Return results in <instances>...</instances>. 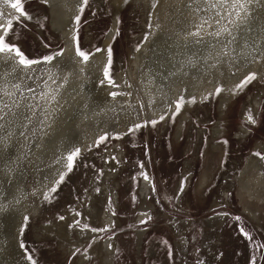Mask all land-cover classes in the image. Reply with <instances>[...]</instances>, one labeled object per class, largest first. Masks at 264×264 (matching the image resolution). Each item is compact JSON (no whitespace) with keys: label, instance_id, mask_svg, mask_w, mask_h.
<instances>
[{"label":"rangeland","instance_id":"374dc122","mask_svg":"<svg viewBox=\"0 0 264 264\" xmlns=\"http://www.w3.org/2000/svg\"><path fill=\"white\" fill-rule=\"evenodd\" d=\"M160 1L89 0L84 12L71 18L75 52L77 41L85 52L105 49L103 39L112 31L107 47L112 50L113 79L126 70L131 57H142L144 40L156 31ZM24 6L31 20L15 25V44L35 59L62 51L64 38L52 26L45 3L24 0ZM73 60L78 63L80 58L75 54ZM106 65L107 56L88 72L98 78ZM227 69L217 79L224 91L215 95V89L194 104L186 100L179 114L174 112L168 120L156 116L132 123L122 116V132L115 128L105 142L97 146V140L84 149L73 171L49 195L51 201L41 204L23 231L16 232L14 225L4 229L0 264H104L108 256L111 264H250L252 256L256 264H264V219L255 225L242 213L239 187L231 179L254 155L253 143L264 141V75L256 68L244 76ZM253 72L257 79L233 95L235 86ZM217 101L224 105L220 114ZM249 110L255 124L247 120ZM217 123L221 131L214 136ZM136 124L142 127L135 130ZM9 133V127L0 131V162L11 157ZM213 140L218 149H211ZM222 146L226 157L214 171ZM256 173L250 165L246 181L253 184ZM240 227L251 234V242Z\"/></svg>","mask_w":264,"mask_h":264},{"label":"bare ground","instance_id":"6f19581e","mask_svg":"<svg viewBox=\"0 0 264 264\" xmlns=\"http://www.w3.org/2000/svg\"><path fill=\"white\" fill-rule=\"evenodd\" d=\"M45 5L50 10L52 26L64 38L65 48L60 51L63 55L56 57L52 64L40 66L43 71L35 76L32 73L13 74L8 67L11 63L0 60V87L11 94H0V102L8 103L16 113L11 118L12 122L6 124L12 134L11 157L0 162L2 243L7 235L4 229L14 225L16 232L23 231L22 226L40 211L41 204L46 201L45 194L50 195V189L58 186L55 180L67 169L64 167L65 159H60L59 163L56 160L66 157L75 148H79L81 154L101 136H110L115 128L121 130L125 114L132 123L156 116L168 120L181 97L185 101L196 97L197 102L204 96L213 95L222 70L236 69L239 76H244L256 68L261 76L264 75V0H255L251 5L254 9L251 16L232 28L233 33L238 32L239 36L227 49L223 48L225 37L216 40L205 35L204 40L197 44V38L188 35L196 30L195 21L201 22L202 16L210 15L197 11L203 7L202 0L200 3L194 0H161L157 21L155 19L156 31L144 40L139 51L142 57H131L126 70L113 78L116 87L109 86L103 74L97 78L88 72L99 65L103 57L106 58L112 31L103 39L104 51L93 55L86 64L81 60L79 64L75 63V41L71 32L74 22L71 18L78 13L82 0H47ZM0 11L4 13L0 17L2 27L7 20L18 17L3 3H0ZM201 31L203 34L204 30ZM245 41L248 47H242ZM225 50L227 56L223 54ZM192 63L196 66L193 67ZM103 72L104 69L101 70ZM50 74L52 79H49ZM50 91L55 92L58 103L49 104L48 100L42 99ZM112 92L122 95L113 99ZM106 95L111 99H103ZM217 104L220 114L224 105L218 101ZM28 131L32 132L25 143ZM220 131L217 123L213 129L214 136ZM214 148L218 149V145L213 140L211 149ZM255 156H251L250 165L257 168L256 179L263 180L264 184L261 171L264 162ZM249 185L255 186L250 182ZM104 264H111L110 256Z\"/></svg>","mask_w":264,"mask_h":264},{"label":"snow or ice","instance_id":"6c2138e0","mask_svg":"<svg viewBox=\"0 0 264 264\" xmlns=\"http://www.w3.org/2000/svg\"><path fill=\"white\" fill-rule=\"evenodd\" d=\"M43 2H47V0H43ZM127 3V0H125ZM196 3H200L201 0H194ZM255 2V0H202L203 7L200 9H197V11H204L210 13L207 17H201V22L199 25L196 26V30L193 32L188 33L191 37H196L195 43L199 44L204 40V36L208 35L213 37L216 40H219L221 37L226 38V43L223 44V48L227 49L228 45L233 44L234 41L238 39L239 33L236 34L233 33L232 28L237 27L238 23L242 20L248 18L251 16L252 9L251 5ZM0 3H3V5L6 8H10L14 10L16 13H18V18L14 21L12 19L7 20L6 27L0 26V60H3L5 62L11 61V64L8 65V67L11 69V72L13 74L20 72L24 75H27L28 73H32L34 76L37 73H40L43 71V69L40 67L42 65L52 64L53 61L58 56H62V52H57L54 56L48 55L44 56L40 59L35 58H29L25 55V53L21 50L20 47H18L15 44V39L17 37V34L15 32V25L19 23L21 20H31L30 14L25 10L24 6V0H0ZM89 4V0H82V5L79 7V12L82 14L84 12V8ZM226 13V15H224ZM4 13L0 11V17H2ZM219 17V19H217ZM224 21H227V23H224ZM75 22L78 25L80 23V16L77 15L75 18ZM231 25L232 27H229ZM207 26V28H205ZM204 30L203 34L201 30ZM207 29H213L212 31H208ZM250 31V29H249ZM74 40H77V38L74 36ZM212 47H215V45H211ZM247 41H245V44L242 47H248ZM259 45H257L258 47ZM101 51H104L103 49L96 48L95 53L91 52H85L81 49L78 41L76 46V55L80 58L82 63H87L90 60V57L92 55H95L96 53H100ZM107 65L104 68V78L107 80L109 86L116 87L115 81L112 79L110 75V67L112 64V50L111 48L107 49ZM137 51H139V48H137ZM233 51H235V48H233ZM225 56L228 55V52L225 50L223 52ZM191 63V61H190ZM192 66L195 67L196 65L192 63ZM49 73H51V69L47 70ZM235 73H233L234 75ZM49 79H52V75H49ZM257 79L256 73H251L247 75L240 83H238L235 86V90H233L232 94L235 95L236 92L242 91L247 85H249L251 82L255 81ZM103 83V81H101ZM19 87L18 85L16 86ZM225 89L221 87H217L215 90V95H219L222 91ZM58 91V90H57ZM0 94L3 95H11L6 88L0 87ZM113 99H115L117 96L122 95V93L112 92L110 93ZM42 99L48 100L49 104L52 103H58L57 97L55 92H48L45 93L42 96ZM204 99H207L205 97ZM187 103L194 104L196 103L195 98L187 101ZM13 104L16 107H19V104L15 101H13ZM185 104V100L183 97L180 98L179 101L175 104V114H179L180 110ZM31 107V106H29ZM7 109V111H5ZM16 113L13 111L12 106H10L8 103H2L0 102V131H3V129L6 127V124H9L12 122L11 118L15 117ZM161 120L164 119L163 116L160 117ZM247 120L251 124H255L256 120L254 119L251 110H249L247 114ZM151 124L155 125L157 121H151ZM43 124V122H41ZM142 127L141 124L135 125V130H138ZM131 131V129H130ZM11 135V133H9ZM115 139H119L120 137H114ZM108 139L107 135L101 136L99 140L97 141V146L99 144L105 142ZM80 155V149L75 148L70 154H68L66 157H61L56 160V163L60 162V159H65L66 164L64 167H66L67 172H62L59 175V178L55 180L56 185H60L64 182L65 176L68 173H71L74 169L76 159ZM254 155L258 156L261 160H264V155H261L260 153H254ZM115 159V158H113ZM11 171V169H9ZM144 179L147 180L148 176L145 175ZM52 193H55L57 191V187H52L50 189ZM45 199L51 201V197L47 194H45ZM27 219V217L25 218ZM63 219V217H61ZM235 220L239 221L240 217H234ZM93 232L98 231V229L93 228L91 229ZM103 230V229H101ZM22 231V230H21ZM240 233L247 239L248 241H252L253 237L250 233L245 231L244 227H240ZM264 247V245H261ZM21 247L23 248L24 245L21 244ZM90 247V245H89ZM29 261H32L31 256L26 257ZM32 264H35V261H32ZM250 264H256V259L254 256L250 257Z\"/></svg>","mask_w":264,"mask_h":264},{"label":"flooded vegetation","instance_id":"af4514ba","mask_svg":"<svg viewBox=\"0 0 264 264\" xmlns=\"http://www.w3.org/2000/svg\"><path fill=\"white\" fill-rule=\"evenodd\" d=\"M257 142H259V141H255L253 143V146L252 147H254V145ZM260 142H262V141H260ZM263 143H264V141H263ZM263 143H262V146H264ZM250 158L249 159L247 158L248 161L246 159V161H247L246 164H245V161H244L243 165L244 164L245 165H244V167L241 170H238V171L234 172V176L231 179L239 187L238 194H239L240 199H241L240 202L243 203L242 206H243L244 211H246L248 213V215L251 217V219L256 220L257 219V215H258L257 214L258 213V210L261 211V210H263L264 207H263V205H261V206L260 205H257L254 202V200L248 201V199L253 196V193H255V195L258 194V196H264L261 193V190H260V187H262L264 184L262 182L263 180L255 179V182H254V185L255 186L254 187H251L249 185V182L246 181V179L249 176ZM255 158H256V156H255ZM232 164L233 165L234 164H237V162L235 161ZM144 186H145V183H144ZM235 192H236V188H235ZM223 193H224V195L226 194V196H227L226 191L223 192ZM215 202H216V199L213 201L212 206L215 204ZM142 217H145V215H142ZM178 245H176V246L178 247Z\"/></svg>","mask_w":264,"mask_h":264},{"label":"crops","instance_id":"0c3cea01","mask_svg":"<svg viewBox=\"0 0 264 264\" xmlns=\"http://www.w3.org/2000/svg\"><path fill=\"white\" fill-rule=\"evenodd\" d=\"M262 143H263V141L262 142H257L255 145H254V148H252L251 150H252V152L250 153V154H253V153H260L261 151L260 150H264V146H262ZM221 150H222V154L220 155V157H219V159H218V166L214 169V171H217L219 168H220V166L222 165V163L224 162V159H225V157H226V151H225V147H221L220 148ZM263 153H264V151H262ZM246 159V158H245ZM236 161V160H235ZM234 160H231V163H234L235 162ZM245 161V160H244ZM264 161V160H263ZM237 162V161H236ZM242 163V162H241ZM244 163V162H243ZM242 163V164H243ZM261 171H263V173H264V169H262ZM217 173V172H216ZM208 175H211V172L208 174ZM215 177V176H214ZM264 186V185H263ZM200 187V186H199ZM253 196H255L256 197V199L253 197ZM253 196L252 197H250L249 199H248V201H252V200H254V202L257 204V205H264V196H258V194L257 195H255V193H253ZM252 198V199H251ZM239 200V199H238ZM240 203V205H241V207H242V213L243 214H245V216L250 220V222H252V223H254L255 225L256 224H260L261 223V221H262V219H264V217H263V212H261L260 210H258V215H257V219L256 220H254V219H251V217L248 215V213L246 212V211H244V209H243V206H242V202H239ZM264 210V209H263ZM224 223H225V220H224ZM224 223H223V225H222V227L224 226ZM261 228H262V226H261Z\"/></svg>","mask_w":264,"mask_h":264},{"label":"water","instance_id":"95a60500","mask_svg":"<svg viewBox=\"0 0 264 264\" xmlns=\"http://www.w3.org/2000/svg\"><path fill=\"white\" fill-rule=\"evenodd\" d=\"M137 249H138V247H137Z\"/></svg>","mask_w":264,"mask_h":264}]
</instances>
